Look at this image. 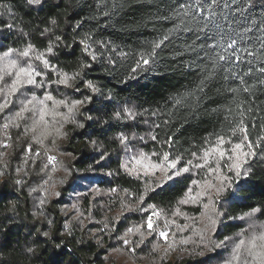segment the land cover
I'll list each match as a JSON object with an SVG mask.
<instances>
[{
	"label": "trees",
	"instance_id": "trees-1",
	"mask_svg": "<svg viewBox=\"0 0 264 264\" xmlns=\"http://www.w3.org/2000/svg\"><path fill=\"white\" fill-rule=\"evenodd\" d=\"M253 2L0 0V56L11 50L0 61V264H47L54 244L44 231L62 245L63 264H202L209 256L210 264H251L243 248L234 261L227 240L238 234L247 244L264 232V8ZM212 11L221 25L214 39L204 28ZM8 60L34 68L37 83L8 95ZM241 121L245 151L250 142L256 155L237 178L227 165L245 135ZM218 136L224 158L195 167ZM165 152L190 170L157 188L165 173L144 165H163ZM218 175L232 178L219 195L209 186Z\"/></svg>",
	"mask_w": 264,
	"mask_h": 264
},
{
	"label": "snow or ice",
	"instance_id": "snow-or-ice-1",
	"mask_svg": "<svg viewBox=\"0 0 264 264\" xmlns=\"http://www.w3.org/2000/svg\"><path fill=\"white\" fill-rule=\"evenodd\" d=\"M43 0H27V3L30 5H41ZM211 5H217L221 7H226L229 6L228 4H224L223 0H211ZM256 6H260L261 8H264V0H255V2L250 4V7L254 8ZM203 5H201V9H203ZM239 10V9H238ZM223 19L227 20L228 17L224 16ZM205 24L204 28L207 29V33L209 35V38L214 39L215 34L220 31L221 25L219 21L216 19V13L214 11L210 12L209 16L204 17ZM55 23V21H53ZM7 28L11 29L13 25L7 24ZM167 39V37H165ZM236 44V40H231L230 43H228L227 47L233 49V52H235L234 45ZM262 47H264V40L261 41ZM154 47H159V44H155ZM48 52H52V48H48ZM11 54V50L4 52L3 56H0V61L6 60L7 57ZM251 54V53H250ZM29 55L28 51H24L20 53V56L22 57H27ZM37 59H43L41 56H38ZM218 60H226L228 59L227 56L225 55H218L217 57ZM143 64L147 65L149 64L148 59H143L142 57ZM43 63L47 66L49 64V61L44 59ZM7 67L15 69V79L12 81L11 85L8 87V95H12L15 92L18 91V86H24V85H35L37 81L35 80V76H39L40 73L37 72L34 68L25 67L18 65L16 60H8L7 62ZM85 67H89V65H85ZM137 67H139V62L137 63ZM262 73H264V67L260 69ZM8 75H13L12 73H8ZM3 79V76H0V80ZM69 80V77L64 75V77L59 81L62 84H67ZM88 88H91L93 91H98L91 83L87 84ZM3 92V89H0V93ZM37 98L35 96H32L31 99H27L26 102L23 103V106L20 110V112H17L16 115L20 116L21 112L27 111L28 110V105L33 104V102ZM47 100H52V97L50 95L46 96ZM89 100L91 97L88 98ZM179 103V101H177ZM43 103V102H41ZM58 104H64L65 101L61 100L57 102ZM84 101H76L73 107H75L76 104H83ZM4 107H6V104H0V110H2ZM72 109H69L71 111ZM41 118H43L44 115L47 114L46 109H41ZM88 119H91V117H88ZM243 121L240 122V125L238 126V130L242 133H245L243 138L240 140V142H236L232 144L231 148V154L228 155L229 161H231L230 164L227 165L228 169L230 172H234L235 176L237 178L241 177H247L248 172L243 170V165L248 163V158L252 157L254 158L256 153L254 151V146L252 143H247V151H245V142L248 141V136L246 134V129L242 126ZM7 127V125H5ZM79 127L83 128L84 125L80 124ZM234 132L236 129L233 130ZM155 139V137H153ZM126 140V137L121 138V143H124ZM224 143V137L218 136L217 137V143L216 145L210 149V150H205L204 155L202 157L204 163L203 164H196L195 167L197 168H203L209 164L210 158L213 156L218 157L219 159H223L224 156L226 155L225 150H223L220 145ZM195 156V153H193ZM49 159H54L53 157H50ZM147 157L141 155L140 159L136 161L137 164H140L142 161L146 160ZM163 159H164V164L159 165V164H147L144 165L146 170L147 169H159L161 172L165 173V177L162 181L157 183L156 187L157 188H163L165 184H167L170 181H173L179 177H181L184 173L189 172V168L186 166H181L178 167V164L180 163L179 158L172 160L169 162V153L165 152L163 154ZM219 159H217V165H219ZM191 161H188V164H191ZM210 171H214L216 173L220 172L219 166H217L214 169H210ZM2 175V173H0ZM217 180L219 181L218 185H209L210 187H216V192L217 194H221L226 190V186L228 188L231 187L230 181L232 180L231 177L228 176H223V175H218ZM17 184L20 183V181H16ZM193 184L199 183L198 181H192ZM207 183V182H206ZM155 190V189H153ZM239 188L234 189L232 191L233 197H236L239 193ZM189 192H191V189H189ZM58 195V194H57ZM193 198V197H190ZM194 199V198H193ZM186 201H181V203H185ZM43 203V201H42ZM260 211L259 209H252L250 213H246L247 216H252L256 212ZM153 215H158V213H153ZM51 223V222H49ZM216 221H212V225L215 226ZM147 227L149 229L153 228V223H152V218L151 216L147 220ZM131 231V230H129ZM42 237L45 238L46 242H50L51 244H54V247L52 249V253L50 256L49 261L47 264H63L62 256V245L56 241V237L50 235L48 231L42 232ZM159 235L167 239V233L161 231ZM127 243V241H125ZM222 243V242H221ZM203 247H207L209 251H213L214 248L211 245H203ZM215 247H219V245H216ZM244 249L245 253L247 254V257H250L251 259V264H264V232L260 233L259 235L253 236L246 244L244 240H241L239 244L236 245V248L234 250V256L233 260L238 261L240 259L241 255V249ZM31 250V249H30ZM47 251V249H45ZM201 256L204 255L203 252L199 253ZM212 257H208L207 260L202 261V264H210V261L212 260ZM229 264H232V262H229ZM244 264H250V261L248 259H245Z\"/></svg>",
	"mask_w": 264,
	"mask_h": 264
},
{
	"label": "rangeland",
	"instance_id": "rangeland-1",
	"mask_svg": "<svg viewBox=\"0 0 264 264\" xmlns=\"http://www.w3.org/2000/svg\"><path fill=\"white\" fill-rule=\"evenodd\" d=\"M82 191H83L82 189L78 188L77 191L71 193L69 196V202L72 204H75L77 202V198H78L79 194ZM239 240H240V236L238 234L232 236L231 238H229L227 240V247L228 248L235 247L238 244Z\"/></svg>",
	"mask_w": 264,
	"mask_h": 264
}]
</instances>
